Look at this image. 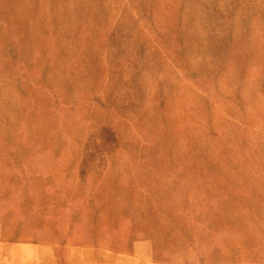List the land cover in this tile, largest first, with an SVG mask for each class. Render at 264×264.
Masks as SVG:
<instances>
[{
    "label": "rangeland",
    "instance_id": "rangeland-1",
    "mask_svg": "<svg viewBox=\"0 0 264 264\" xmlns=\"http://www.w3.org/2000/svg\"><path fill=\"white\" fill-rule=\"evenodd\" d=\"M1 238L264 264V0H0Z\"/></svg>",
    "mask_w": 264,
    "mask_h": 264
},
{
    "label": "crops",
    "instance_id": "crops-1",
    "mask_svg": "<svg viewBox=\"0 0 264 264\" xmlns=\"http://www.w3.org/2000/svg\"><path fill=\"white\" fill-rule=\"evenodd\" d=\"M54 250L52 246L12 243L1 238L0 264H59L60 260L56 259ZM122 263L160 264L156 262L154 253L150 252L148 243L136 244L132 256Z\"/></svg>",
    "mask_w": 264,
    "mask_h": 264
}]
</instances>
